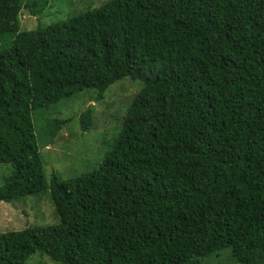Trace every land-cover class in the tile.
<instances>
[{"label": "trees", "instance_id": "obj_1", "mask_svg": "<svg viewBox=\"0 0 264 264\" xmlns=\"http://www.w3.org/2000/svg\"><path fill=\"white\" fill-rule=\"evenodd\" d=\"M48 4L0 0V202L48 195L60 223L0 233V264H264V0H109L22 31ZM124 78L142 87L100 167L48 184L33 114Z\"/></svg>", "mask_w": 264, "mask_h": 264}, {"label": "rangeland", "instance_id": "obj_2", "mask_svg": "<svg viewBox=\"0 0 264 264\" xmlns=\"http://www.w3.org/2000/svg\"><path fill=\"white\" fill-rule=\"evenodd\" d=\"M107 1L109 0H48L49 4L44 14L36 17L24 8L20 15L21 30L34 31L38 28H46L98 8ZM11 42L12 39L0 42L1 50L9 49ZM141 87L139 82L124 78L107 90L102 101L89 100V96L94 94L83 92L75 99L65 100L45 110V117L38 118L36 113L33 114L35 134L48 184L53 176L65 181L92 173L100 167L105 155L114 144L115 133L112 131L117 130L126 106L129 104V108ZM89 107L93 110V127L90 131L83 132L80 116ZM48 118L70 121L58 133L55 144L46 147L45 123ZM11 173L10 165L0 164V186L4 178L9 177ZM59 223L60 217L48 195L28 196L12 203L0 202V233ZM230 255V250H227L218 257L208 258L206 264H229ZM27 264L55 263L45 256L35 255Z\"/></svg>", "mask_w": 264, "mask_h": 264}]
</instances>
